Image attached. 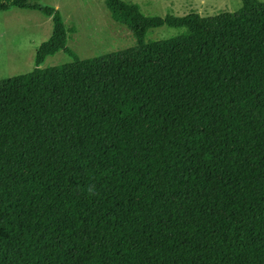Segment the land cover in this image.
Wrapping results in <instances>:
<instances>
[{
	"label": "trees",
	"instance_id": "trees-1",
	"mask_svg": "<svg viewBox=\"0 0 264 264\" xmlns=\"http://www.w3.org/2000/svg\"><path fill=\"white\" fill-rule=\"evenodd\" d=\"M105 3L136 44L84 59L59 9L0 0L54 25L35 68L0 79V264H264V1ZM164 24L184 31L145 41Z\"/></svg>",
	"mask_w": 264,
	"mask_h": 264
},
{
	"label": "rangeland",
	"instance_id": "rangeland-1",
	"mask_svg": "<svg viewBox=\"0 0 264 264\" xmlns=\"http://www.w3.org/2000/svg\"><path fill=\"white\" fill-rule=\"evenodd\" d=\"M54 6L63 15L68 29V47L81 58H91L136 44L132 30L113 19L105 0H34ZM136 3L150 16H185L197 12L213 16L234 12L242 0H125ZM264 1V0H261ZM52 17L38 9L11 7L0 11V79L32 71L39 46L53 33ZM168 24L150 29L145 41L168 38L183 32ZM63 50L48 56L42 67L71 62Z\"/></svg>",
	"mask_w": 264,
	"mask_h": 264
},
{
	"label": "clouds",
	"instance_id": "clouds-1",
	"mask_svg": "<svg viewBox=\"0 0 264 264\" xmlns=\"http://www.w3.org/2000/svg\"><path fill=\"white\" fill-rule=\"evenodd\" d=\"M88 191L90 194L93 193L94 192V185L89 186Z\"/></svg>",
	"mask_w": 264,
	"mask_h": 264
}]
</instances>
